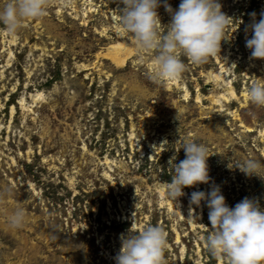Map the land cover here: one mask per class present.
I'll return each instance as SVG.
<instances>
[{
    "label": "rangeland",
    "instance_id": "374dc122",
    "mask_svg": "<svg viewBox=\"0 0 264 264\" xmlns=\"http://www.w3.org/2000/svg\"><path fill=\"white\" fill-rule=\"evenodd\" d=\"M179 2L168 0L173 9ZM218 2L230 17L220 51L200 63L178 53L184 70L172 82L148 78L151 54L119 67L97 60L125 39L119 0H46L44 14L14 33L0 25V185L11 186L0 210L26 213L9 230L0 211V264H114L120 234L146 224L166 234L164 264H228L207 251L205 202L188 196L216 184L230 207L246 196L264 207V178L236 168L253 157L264 176V107L247 96L264 81V58L245 46L250 13L258 20L264 0ZM157 11L169 21L163 5ZM178 136L207 147L210 181L185 186L177 203L166 184L169 157L185 155Z\"/></svg>",
    "mask_w": 264,
    "mask_h": 264
},
{
    "label": "clouds",
    "instance_id": "9594fccd",
    "mask_svg": "<svg viewBox=\"0 0 264 264\" xmlns=\"http://www.w3.org/2000/svg\"><path fill=\"white\" fill-rule=\"evenodd\" d=\"M119 17L116 32L130 43L137 56L151 54L152 64L148 78L153 82L175 79L184 63L178 56L182 52L194 63H200L220 51L222 32L229 16L221 10L218 0H180L175 9L168 0H119ZM163 5L170 14L168 22L161 21L157 11ZM46 0H0V25L12 34L28 18L44 14ZM252 20L247 28L251 36L245 40L250 58H264V11ZM167 25L161 31L160 25ZM249 101L264 107V81H253L247 89ZM177 115H178V109ZM184 158L176 161L169 157L168 166L174 173L166 184L168 197L178 203L185 186L209 183L207 147L192 139L178 136ZM261 162L253 157L238 161L236 168L246 176L261 178ZM11 191L10 185H0V196ZM189 204L208 208L210 231L205 238L207 251L214 257L224 256L228 264H262L264 262V207L258 200L243 197L231 207L226 203L220 186L210 184L207 192L192 191ZM2 211L5 225L15 230L25 223L23 207L14 205ZM120 247L113 257L114 264H164L163 252L167 247L166 234L159 225L146 224L137 230L120 234Z\"/></svg>",
    "mask_w": 264,
    "mask_h": 264
},
{
    "label": "bare ground",
    "instance_id": "6f19581e",
    "mask_svg": "<svg viewBox=\"0 0 264 264\" xmlns=\"http://www.w3.org/2000/svg\"><path fill=\"white\" fill-rule=\"evenodd\" d=\"M84 15H85V13H84ZM103 30H105V29H103ZM103 30H101L100 32H102ZM120 38H121V36H119V39ZM134 54H135L134 50L132 49L130 43L128 41H126L125 39H120V40H117V41L109 44L107 47L104 48V50H100L96 56L98 57L97 60H99L100 58L106 57L107 59H110V61L116 67H119V66H122L127 61V59L131 58ZM214 76H216V74H214ZM209 77H212V75H210ZM172 80L176 81V78L172 79ZM172 80H171V82H172ZM188 93H189V91L185 92V94H184L185 98L188 96ZM228 94H229V96H225L224 94H222V98H224L225 100H228L234 94L232 87L228 88ZM40 98H41V95L39 92L32 94V102L33 103L40 101ZM197 98H199V97L197 96ZM217 100L218 99H216L215 101H217ZM12 113H14V106H11V114ZM177 240H178V237H177ZM196 264H202V263L197 261ZM218 264H222L221 258L219 259Z\"/></svg>",
    "mask_w": 264,
    "mask_h": 264
}]
</instances>
